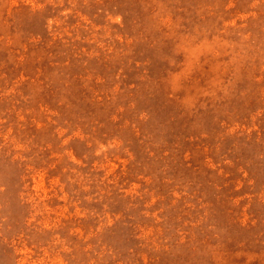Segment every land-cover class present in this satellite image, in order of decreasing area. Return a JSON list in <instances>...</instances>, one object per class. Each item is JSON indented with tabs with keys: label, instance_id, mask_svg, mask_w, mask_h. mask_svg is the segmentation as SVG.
Returning <instances> with one entry per match:
<instances>
[{
	"label": "rangeland",
	"instance_id": "obj_1",
	"mask_svg": "<svg viewBox=\"0 0 264 264\" xmlns=\"http://www.w3.org/2000/svg\"><path fill=\"white\" fill-rule=\"evenodd\" d=\"M0 264H264V0H0Z\"/></svg>",
	"mask_w": 264,
	"mask_h": 264
}]
</instances>
